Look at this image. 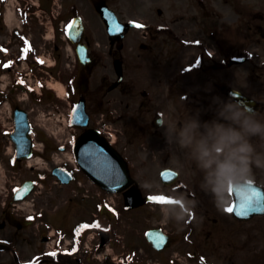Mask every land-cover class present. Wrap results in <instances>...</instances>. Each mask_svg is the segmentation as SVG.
<instances>
[{"label":"flooded vegetation","instance_id":"1","mask_svg":"<svg viewBox=\"0 0 264 264\" xmlns=\"http://www.w3.org/2000/svg\"><path fill=\"white\" fill-rule=\"evenodd\" d=\"M156 12L160 16L164 14L159 8L156 9ZM259 26L257 23L246 21L242 30V41L238 44H230L227 49H225L222 34L218 31H216V34H212L211 43L204 41L202 36L198 37L196 67H192L189 72L186 69L185 73H182L180 82L178 78L173 82V86L177 85L174 89L179 90L181 99L186 103L195 102L198 124L192 127V130L197 131L199 129V142H203L200 128L211 126L215 131L216 127L219 126L220 118H228V115L232 112L238 114L245 112L232 99L220 98L221 92L227 87L239 90L245 95L255 98L258 102L261 101L259 97L262 89L259 86L255 89L258 90L257 93L251 95L248 92L251 90L252 84L250 79L252 66L249 65L250 60L246 56V51L251 48L252 32L257 31ZM253 27L255 29H252ZM131 37L132 42L139 45L140 39L136 31H132ZM155 40L157 39L153 36L148 44L141 47V49L138 46H131L130 51L124 50V45H118L111 41L110 45H105L106 50L103 51L92 45L89 37L86 36L85 43L88 48L90 62L81 64L74 57V62L63 73L67 79H70V92H73L71 94L72 100L84 99L89 114L88 127L85 129L74 128L75 131L83 132L97 128L110 134L108 122L116 124L121 119L122 99L120 98L116 102L117 97L114 92L117 91L122 97L124 89L121 84L116 87L113 86L116 78L113 71L115 63L120 62L124 71L125 69L128 71L129 68L132 70V76L127 78L126 91L137 100L139 87L134 81V70L139 69L143 63L156 67V61L163 64L165 68H169L172 57L169 48L172 44V38L168 36L165 39H159L164 44L161 49L155 43ZM151 41L154 42L151 43ZM259 41L257 40V42ZM53 50H57V46H54ZM158 54H163V58H159ZM235 56H243L245 60L238 64L234 63L232 58ZM25 64L26 66H22L24 71L19 72L23 81L22 84L10 85L7 87L5 94L0 92V154H5V149L9 148L7 146L9 144L8 140L1 132L4 131L5 126L3 120L10 117L6 113L5 106L10 111L14 108L24 109L30 119L45 101L48 105H51L53 110L58 107V101L51 94L47 93L46 96L43 94L42 88L45 76L40 67L32 61L30 65L27 61H25ZM236 65H241V67L237 68ZM256 67L258 69V71L256 70L257 76H264V65L261 67L256 65ZM108 69L112 77L107 74ZM195 76L197 77L193 79ZM173 86L169 89L171 94ZM35 89L39 91V94L35 93ZM98 104H100V112L97 114L93 110ZM186 106L189 107L188 104ZM136 114H138V111H136ZM245 114L246 117L242 121L243 126L245 120L249 121L251 117V115ZM135 120L139 126L137 118ZM178 123L181 128H185L184 133H187V121L185 119L179 120ZM115 130L123 134L118 128ZM137 135L138 130L135 129L132 137L135 138ZM37 136L45 141L44 153L46 158L49 159V154L57 146L50 145V140L45 138L44 132L39 130ZM21 163L22 160L15 158L16 167L23 174L19 172L17 175L10 176V190H7V192L0 190V250L6 253L8 259L6 260L7 263L4 264H12V260L14 264H89L92 259V248L88 245L90 234L94 230L92 238L95 250L103 249L99 245L106 237L103 232L108 224L106 213L102 210L99 211V214L91 212L92 202L95 203V208L104 207V201H102L103 190L99 187V189H91L87 184L88 177L81 170L71 168L72 166L67 158H61L57 162V166L64 169L71 177L66 184H61L59 179L56 177L51 178L43 171L31 170L30 173H26ZM24 180L34 182L33 189L27 198L32 201L34 212L40 213L39 216L36 214L35 217H31L11 210L12 184H20ZM50 180L53 183H50ZM41 183L42 185H40ZM58 198H63L65 203L73 205L80 201L81 207L61 208L55 202ZM93 215L95 218L92 217ZM29 217L32 219H29ZM73 249L75 250L73 251ZM50 253H55V255H50Z\"/></svg>","mask_w":264,"mask_h":264},{"label":"clouds","instance_id":"2","mask_svg":"<svg viewBox=\"0 0 264 264\" xmlns=\"http://www.w3.org/2000/svg\"><path fill=\"white\" fill-rule=\"evenodd\" d=\"M250 111V109H248ZM239 114H237L238 116ZM244 130L250 133H258L261 132V126L259 124L252 123L248 120L244 122ZM216 136V144L214 146V150L216 152L222 151L224 148L231 147L232 145H237V142L242 140L241 133L232 129V128H224L221 126H217L215 129ZM252 151L251 145L247 142L239 143L237 147L232 148L228 157L222 161L218 162L211 156V152L209 149L203 144L200 147V159L203 162L204 168H211L212 164L215 162L217 164L215 175L217 176V187L214 191L217 192V207H223L227 201L220 197V188L223 186L225 179L227 181L232 182L233 184L237 183V178L235 176H230V173H233L236 169L234 160H238L241 165L247 166L248 158L247 153ZM244 154V155H239ZM243 183V181H239Z\"/></svg>","mask_w":264,"mask_h":264},{"label":"rangeland","instance_id":"3","mask_svg":"<svg viewBox=\"0 0 264 264\" xmlns=\"http://www.w3.org/2000/svg\"><path fill=\"white\" fill-rule=\"evenodd\" d=\"M19 1H20V4L22 6L29 2V4L27 5V6H29V9H28L29 14L28 13L24 14L21 11V9L15 8L18 4L17 2H19ZM59 1L60 2L62 1L63 5L67 2H69V0H59ZM9 2H10V4L7 5V8L5 10L6 21L8 22V26L5 25L6 28H15V29H20L21 27L26 28L27 32L32 33L40 43H43L44 39L40 36V33L45 32V30H44V26L42 25L41 21H46L47 20L46 18L53 20V17L51 16L52 8H49V7H51V5L54 4L53 1L49 2L48 0H46L45 2H43V4L40 3L41 6H39V7H34L31 4L30 0H17V1L16 0H9ZM53 7H54V9L52 10V12L55 15L57 14L58 11H61V8H57L55 5H53ZM35 9L37 11V16L39 18L36 17V15L31 13ZM9 14H11V16H9ZM63 16H64V19L67 18L68 13H64ZM50 34H52V32ZM50 37H51V35H48L47 38H50ZM220 155L226 156L227 152H223ZM132 167L134 168V172L139 173V180H140L139 182L144 183L145 177L142 174L149 173L150 165L147 163L146 164L139 163V164L132 165ZM145 184H146V181H145ZM144 188L147 189L148 184L144 185ZM127 220H131V216H128V218L125 219V221H124L125 227L123 229H127L130 227L129 221L127 222ZM151 222H154V220L149 221V223H151ZM126 236H127V234H126ZM263 250H264V248L262 249V251ZM115 251H116V249H114V252ZM237 254H240L242 257L243 256L242 250H237Z\"/></svg>","mask_w":264,"mask_h":264},{"label":"snow or ice","instance_id":"4","mask_svg":"<svg viewBox=\"0 0 264 264\" xmlns=\"http://www.w3.org/2000/svg\"><path fill=\"white\" fill-rule=\"evenodd\" d=\"M135 26L138 27V28L143 27V25H140V24H138V23H136ZM117 31H119V29H117ZM25 51H28V49L26 48ZM7 66H8V65H5V67H7ZM21 82H22V81H21ZM150 199H152V200H157L158 198H157V197H150ZM250 206H251V198H249V199L245 202V204H243V205L241 206V209H242V210H241L240 212H238L237 214H238V215H247V209H249ZM225 211L231 213V212L234 211V207H233V206H229V207H227V208L225 209ZM29 219H32V218L29 217ZM74 250H75V249H73V251H74ZM50 255H55V253H50Z\"/></svg>","mask_w":264,"mask_h":264}]
</instances>
